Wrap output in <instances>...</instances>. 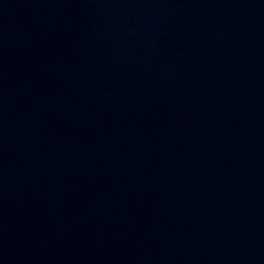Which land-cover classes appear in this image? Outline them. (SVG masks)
<instances>
[{"label":"water","instance_id":"obj_1","mask_svg":"<svg viewBox=\"0 0 264 264\" xmlns=\"http://www.w3.org/2000/svg\"><path fill=\"white\" fill-rule=\"evenodd\" d=\"M0 264H264V0H0Z\"/></svg>","mask_w":264,"mask_h":264}]
</instances>
